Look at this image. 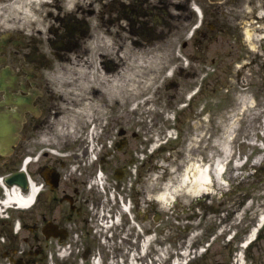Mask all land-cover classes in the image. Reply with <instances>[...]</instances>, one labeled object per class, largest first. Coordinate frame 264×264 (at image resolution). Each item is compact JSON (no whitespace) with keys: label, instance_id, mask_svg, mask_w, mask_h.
<instances>
[{"label":"flooded vegetation","instance_id":"flooded-vegetation-1","mask_svg":"<svg viewBox=\"0 0 264 264\" xmlns=\"http://www.w3.org/2000/svg\"><path fill=\"white\" fill-rule=\"evenodd\" d=\"M114 1L106 6L108 27L102 32L89 26L68 40L57 24L44 33L34 23L2 39L0 115L19 125L20 131L13 152L0 156V175L17 172L26 157L28 185L22 192L26 197L33 188L37 192L27 207L16 206L6 218L0 216V264H106L111 251L104 243L112 219L107 201L96 195L85 136L43 143L45 135L54 138L53 119L59 115L54 112L60 98L51 57L73 61L79 69L98 63L102 70L112 66L126 74L129 63L150 60L152 68L146 73L156 79L158 103L172 118L178 138L172 151L181 169L189 159L208 160L207 140L225 121L224 103L238 110L243 99L255 97L258 85L264 84V0ZM210 65L215 74L209 87ZM87 81L88 77L76 78V89L85 90ZM122 124L109 120V130L100 139L104 182L113 159L132 141ZM116 127L124 136L116 138L114 149L108 148ZM253 166L238 171L250 170L248 177L234 183L231 194L220 199L217 223L206 233L203 264H264V163ZM134 197L130 204L139 208L143 195L137 192ZM203 200L209 202L206 196Z\"/></svg>","mask_w":264,"mask_h":264},{"label":"rangeland","instance_id":"rangeland-1","mask_svg":"<svg viewBox=\"0 0 264 264\" xmlns=\"http://www.w3.org/2000/svg\"><path fill=\"white\" fill-rule=\"evenodd\" d=\"M59 1H60V6H64L65 8V1L64 0H59ZM87 1H94V0H86V2ZM51 2L52 4H56L55 0H52ZM101 3L95 2V5L83 6V8L86 7L85 8L86 10L92 9V8L98 9ZM52 10H53V13L51 16H49V13H50L49 9L47 7H44L43 10L40 11L38 15L42 17V21L48 20L49 24H51L53 23V18L56 15L60 14L59 16L62 17V9L59 11L56 8H52ZM6 15L8 19L11 18V15H9L8 12L6 13ZM27 23L28 22L25 20H18V19L11 18L10 20L7 21V24L4 28L5 29L9 28L10 27L9 25L26 26ZM94 23L97 24V21H94ZM4 28L1 27V29H4ZM98 66H99L98 63H94L88 71H85V72L91 73L90 79L94 78V80L91 81V84L96 85L98 89L103 86L104 89H102V91H104L105 93L112 94V95H113V92L116 91L117 93L118 90L121 89L123 96L125 97V103L123 106H121V104L119 103L116 105L115 104L116 100L112 101L113 102L112 107H108L107 109L108 119L110 118V116L111 117L116 116L117 118H119V112L121 110H124V109L126 110V108H128L129 118L132 119L133 123H139L143 125L144 127L147 126L148 128L146 129L151 130L154 126L155 119L160 118L162 114L161 113L162 108L156 104L155 92H154L155 82H154L153 76L148 73L147 75H144V76L140 75L139 77L140 80L149 79L151 81V88L145 93L144 96L141 95L142 90H140L138 93V96L135 99L136 101H144L145 99H149V102L146 106L142 105V106H139L136 110H134L133 109V106H135L134 101L132 103L131 101H129L128 94H129L130 88L131 90L135 88L133 91L137 93L138 88L136 87V84H138L139 81H137L130 74H128L129 80L127 76L124 78L128 80V85L125 84L123 85V88H122L120 81H118L116 90H114L113 88H109L110 84L108 80L105 81L100 78V75L98 72L99 70ZM67 67L71 68V65L66 64V66L61 67V68H67ZM61 68L57 67V70H61ZM146 70L147 69H145L144 71ZM79 72H82V71H79ZM80 77L82 76L80 75ZM75 78H78V76H75ZM57 79H59L58 75H57ZM134 80H136L137 83H135ZM126 102H127V105H126ZM62 103H63V100L61 98L57 102V106L54 112H59L62 109V106H63ZM129 103H131V105H129ZM249 104H252V103L246 102V106H248ZM224 105H225V110L223 112V117L225 119V122L226 120H229V123H226V124L224 123L223 126H222L223 123L219 124V126L214 129L220 130V133L218 135L213 136L212 139L207 140L208 141V153L210 154V155L208 154L209 155L208 162L213 161L214 158L221 159L223 157V154L221 152V146L226 143H230L233 147V152L229 151V154L225 155L226 159L229 158L232 153L236 154V156L239 154L243 156L246 153H253L254 157L263 156V153H264V110H262V108L259 106L255 109H251L250 111H241L237 113L236 111H232L233 109L232 107L227 108L226 103H224ZM54 112H51V114ZM248 113H249L250 118H248ZM235 115H237V117ZM236 118H239V119L237 120ZM167 119H168V116H167ZM166 123L172 125L171 120H167ZM244 131H247V132L244 133ZM146 135H147L146 133H142V136H146ZM210 137L211 135H209V138ZM142 141H146L149 143L148 144L149 148L147 152H149L152 149L154 143H161V145L165 147H167L170 143L169 142L170 140L167 141V138L165 137L154 138V140L152 141L147 137L142 138V139H137V140H134L132 144L130 145V149H129L130 153L134 148H136L137 144ZM163 141H167V142H163ZM197 143L200 144V142H197ZM201 144L202 145L206 144V141H203ZM140 148H142L143 150L144 144L141 145ZM147 155L144 153V151H142L141 153H137L136 151L134 152V159H135L134 163L135 164L133 165V171L136 169V166H139L141 168L139 170V177L137 179H134L133 181H140V184L145 185L147 189L146 197L148 198L150 195V192L148 191L149 188L153 189L151 193V198L156 199L157 198L156 195L161 194L164 191L163 189L166 186L173 184V182H178L182 174H181V171H179L176 167H174L173 169H176L178 173L176 174L169 173V171L172 168V165H171L172 154L167 153V152L165 153L163 151H156L152 154L156 158L154 161V164L156 165V167L154 168L153 172H151V169H149L148 167H143L148 157ZM128 156L129 154L126 156H121L120 158L124 159V158H127ZM143 158L145 159V161H143L144 160ZM258 159L259 157L257 158V160ZM198 161L200 160L191 159L189 162L193 163V162H198ZM230 166L231 165L229 164L227 165V168H225L226 172L223 175V178L221 180L223 181V184L213 182V184L210 185L209 190H210L211 195H210L208 204H206L205 201H201V202L196 201V197H197L196 195L185 194V192L180 188L181 190L174 197L175 199L172 197L168 199L166 203H160L158 201L159 204H157L156 207L159 211L163 213L160 222L159 223L158 221L156 222L155 217H154L152 222L150 224L145 223L143 228L150 230L152 226L156 229V232L160 233L163 237H167L170 239L173 237H176L177 240L172 241L171 242L172 245H175L176 243L178 244L180 243L183 245L185 241L189 239L191 240L194 239L193 236H195L197 241H202L203 237L206 235L207 231L209 230L211 226L210 224L216 223L217 221L218 215H217L216 209H217V205L220 199L222 198V195L226 196L232 193L230 190V185H231L230 178L231 177L228 175ZM249 171L250 170L244 173H247ZM213 181H214V177H213ZM117 185L118 184L115 181H113V185L111 187L112 189L111 191L113 192V194H111V196L113 197L114 195V200H122L123 198L132 199L131 197L132 192L130 190L124 193L125 188L124 189L121 188V190L114 188V186H117ZM133 186L134 185L132 184L129 185V187L131 188ZM137 187H139V185ZM107 194L109 196L108 192ZM154 203H157L156 200L154 201ZM172 203L173 205H175V203H179L178 205L179 208L177 211L178 213L181 214L182 219H180L177 214H176L177 216H174L175 211L173 210V208L170 209ZM152 216L153 214L150 215V218H152ZM186 225L192 228L188 230ZM125 234H127V232ZM185 234L187 235L185 239H179V237H182ZM125 245H127L125 242H121V240H119L118 242L114 244V247L119 248L120 246H122L125 249ZM107 246L110 247V243H108ZM214 249H217V248H214ZM203 251L205 250L203 249L200 252L201 254L199 257H197L198 259L196 261L194 262L191 261L189 264H203V259H200V257L204 253ZM194 253L195 252H193V254ZM113 255L115 254H112V256Z\"/></svg>","mask_w":264,"mask_h":264},{"label":"bare ground","instance_id":"bare-ground-1","mask_svg":"<svg viewBox=\"0 0 264 264\" xmlns=\"http://www.w3.org/2000/svg\"><path fill=\"white\" fill-rule=\"evenodd\" d=\"M94 1L103 2L106 0ZM50 2L51 0H0V27H5L7 21L11 18H18L19 20L23 19L27 22L39 23V12L44 6H46V4L50 6ZM85 2L86 0H66L65 9L66 11H70L72 10V7L82 5ZM7 12L11 15L10 19L7 18ZM57 71L60 73H74L76 70L72 68H65ZM105 75L108 74L105 73ZM116 78V76H110L109 88L116 90ZM114 100H116L115 104L120 103L123 100V93L121 89L118 90L117 93L116 91L113 92L112 95L105 93L104 91L99 92L97 87L94 86L91 90L85 92L84 94H77L75 106L66 105L64 112L59 115H55L53 119V124L55 126L54 138L52 139L48 137V135H45L43 137V143L55 145L57 143V138L65 139L67 141L81 140L80 127L82 126L84 120L87 118L91 119L96 123V127L100 124H104L107 120V109L109 106L113 105L112 101ZM221 151L224 155L223 158L217 159L213 166H202L200 164L192 165L185 173H183L178 182H173V184L166 186L164 191L159 194L157 198L162 203H166L168 199L176 196L181 189L185 192V194L189 195H199L209 192L210 185H212L214 181L217 183L222 182L221 180L224 175V161L226 160L225 155L229 154L230 151L229 144L226 143L222 145ZM31 193L34 195V188ZM32 195L29 197H23L20 195L18 190L14 188L8 196L7 202H15L19 205L26 206L31 202L33 198ZM151 234L154 236L156 235L154 229L151 231ZM154 236L150 237V244L155 241ZM165 240L169 243L171 242L170 238H166ZM124 242L127 244V247L128 245H133L134 243L128 240H125ZM136 244L139 245V248L135 251L132 248H128V250L121 253V259L127 257L132 264H145V258L142 256L145 249L143 239L138 241ZM136 244L134 243V245ZM185 245H187V242H185Z\"/></svg>","mask_w":264,"mask_h":264},{"label":"water","instance_id":"water-1","mask_svg":"<svg viewBox=\"0 0 264 264\" xmlns=\"http://www.w3.org/2000/svg\"><path fill=\"white\" fill-rule=\"evenodd\" d=\"M5 127V124L3 122H0V144L2 142V137L4 136V131H8V129H6Z\"/></svg>","mask_w":264,"mask_h":264}]
</instances>
